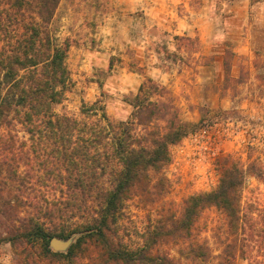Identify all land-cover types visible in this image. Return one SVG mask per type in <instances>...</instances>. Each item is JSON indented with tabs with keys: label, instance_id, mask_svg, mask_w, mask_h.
I'll return each instance as SVG.
<instances>
[{
	"label": "trees",
	"instance_id": "trees-1",
	"mask_svg": "<svg viewBox=\"0 0 264 264\" xmlns=\"http://www.w3.org/2000/svg\"><path fill=\"white\" fill-rule=\"evenodd\" d=\"M59 2L0 0V242L29 244L48 264H206L214 256L198 222L213 207L225 217L218 264H264V224L242 207L236 158H218L217 187L179 211L163 201L171 146L202 125L180 116L165 86L146 78L127 100L126 120L111 119L101 100L83 102L81 119L55 112L71 86L70 43L54 24ZM133 197L159 207L130 244L119 223ZM72 235L65 253L51 250L53 237ZM171 244L178 257L161 250Z\"/></svg>",
	"mask_w": 264,
	"mask_h": 264
},
{
	"label": "rangeland",
	"instance_id": "rangeland-1",
	"mask_svg": "<svg viewBox=\"0 0 264 264\" xmlns=\"http://www.w3.org/2000/svg\"><path fill=\"white\" fill-rule=\"evenodd\" d=\"M54 24L60 39L70 43L71 77L56 113L81 119L83 102L101 100L111 119L126 120L132 110L127 100L152 78L167 88L183 119H202L170 148L164 174L171 187L163 201L179 211L189 196L215 189L216 160L232 156L245 171L242 207L264 224V0H60ZM38 189H44L41 183L34 188L40 195ZM158 207L138 197L127 202L119 232L130 244L140 241ZM198 228L213 251L206 264H218L224 215L207 208ZM72 236L70 243L77 238ZM179 248L161 250L178 257ZM0 264L48 261L29 244L2 241ZM236 264L249 262L238 258Z\"/></svg>",
	"mask_w": 264,
	"mask_h": 264
},
{
	"label": "water",
	"instance_id": "water-1",
	"mask_svg": "<svg viewBox=\"0 0 264 264\" xmlns=\"http://www.w3.org/2000/svg\"><path fill=\"white\" fill-rule=\"evenodd\" d=\"M73 236L69 237L67 241H64L61 238L58 237H53L50 240V246L55 248V249H62V248H66L68 250V248L71 246L72 243L68 242L70 240V238H72Z\"/></svg>",
	"mask_w": 264,
	"mask_h": 264
}]
</instances>
